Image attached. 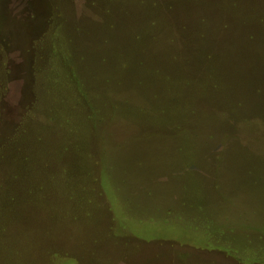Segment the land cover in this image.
<instances>
[{
	"label": "rangeland",
	"instance_id": "374dc122",
	"mask_svg": "<svg viewBox=\"0 0 264 264\" xmlns=\"http://www.w3.org/2000/svg\"><path fill=\"white\" fill-rule=\"evenodd\" d=\"M0 264H264V0H0Z\"/></svg>",
	"mask_w": 264,
	"mask_h": 264
}]
</instances>
